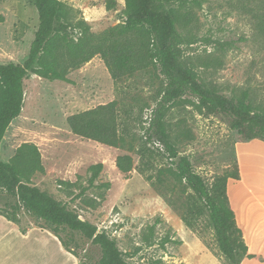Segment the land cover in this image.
Returning <instances> with one entry per match:
<instances>
[{"label": "rangeland", "instance_id": "1", "mask_svg": "<svg viewBox=\"0 0 264 264\" xmlns=\"http://www.w3.org/2000/svg\"><path fill=\"white\" fill-rule=\"evenodd\" d=\"M61 1L69 8L71 23L61 33L72 42L82 36V29L75 26L80 19L100 34L128 17L126 0H116L113 8L106 0ZM154 4L178 8L179 0ZM193 10L197 25L195 21L191 28L178 27L179 35L171 40L181 64L228 97L248 89L250 101L264 110V0H206ZM39 23L35 0H0V61L22 63ZM166 84L156 64L116 80L99 55L79 67H68L66 80L30 73L22 112L5 133L0 159L12 160L24 143L37 145L44 171L32 175L30 183L114 238L131 264H229L205 204L177 178L173 159L152 137V118ZM111 102H115L114 116L105 119L125 137L122 146L71 130L70 116ZM165 122L179 155L190 159L209 186L217 177L228 176L231 198L248 197L247 204L264 205V184L258 180L264 140L246 141L232 127L231 116L208 113L190 91L168 109ZM124 154L133 158L129 172L116 164ZM97 163L104 168L94 176L90 167ZM107 182L109 187L104 186ZM234 207L244 214L249 228L261 233L260 249L241 264H264L263 232L252 225L251 212L240 204ZM16 217L22 229L42 223L24 210ZM86 253L89 264L100 256L97 247L89 246Z\"/></svg>", "mask_w": 264, "mask_h": 264}, {"label": "trees", "instance_id": "2", "mask_svg": "<svg viewBox=\"0 0 264 264\" xmlns=\"http://www.w3.org/2000/svg\"><path fill=\"white\" fill-rule=\"evenodd\" d=\"M205 1L179 0L178 8L161 9L155 6V0H126L128 17L125 22L94 34L87 21L80 19L74 25L82 29V36L72 42L61 33L71 24L68 6L61 0H35L40 23L27 58L22 63L0 61V155L9 125L22 112L25 80L30 73L66 80L68 67H79L96 55L104 60L116 80L132 76L151 64L159 65L167 84L152 118V137L173 159L177 178L205 204L220 250L229 264H241L243 258L254 255L249 252L227 193L228 176L217 177L209 186L193 168L190 159L179 155L165 122L168 109L186 91H190L196 95L199 106L208 113L222 112L231 116L232 127L246 141L264 140V110L250 101V91L243 90L236 97L215 91L200 82L191 68L181 64L178 52L171 44V40L179 35L178 27L191 28L195 21L197 25V12L195 14L193 8L202 7ZM115 4L116 0H106L108 8ZM114 112L115 102L101 104L70 116L68 123L75 134L120 147L126 142L125 137L105 119L108 115L113 117ZM116 164L121 171L129 172L133 168V158L128 154L119 155ZM90 168L97 176L104 164H93ZM43 171L41 153L33 143H24L10 161L0 159V197L5 198L4 208L0 204V215L18 223L16 216L22 210L27 211L42 222L37 226L56 235L81 264H89L86 255L89 246L97 247L100 252L93 264H131L124 258L114 238L98 231L96 225L79 218L60 200L30 183L32 175ZM230 176L237 178L238 174ZM158 181L162 182L161 178ZM104 186L109 187L110 183H104ZM6 209L12 212L7 213ZM183 219L188 223L186 215Z\"/></svg>", "mask_w": 264, "mask_h": 264}, {"label": "crops", "instance_id": "3", "mask_svg": "<svg viewBox=\"0 0 264 264\" xmlns=\"http://www.w3.org/2000/svg\"><path fill=\"white\" fill-rule=\"evenodd\" d=\"M246 199L249 200L248 197ZM248 200H234L230 196L233 208L234 204H240L251 212L252 225L258 226L264 237V205H250L246 203ZM235 214L238 223L236 211ZM257 251L249 249L250 253ZM0 264H80V260L66 250L59 238L49 230L36 225L22 229L0 215Z\"/></svg>", "mask_w": 264, "mask_h": 264}, {"label": "bare ground", "instance_id": "4", "mask_svg": "<svg viewBox=\"0 0 264 264\" xmlns=\"http://www.w3.org/2000/svg\"><path fill=\"white\" fill-rule=\"evenodd\" d=\"M260 168H262V170L260 169V172H258V180L264 184V165H261ZM234 209L237 212L239 226L241 227L242 225L241 228L244 230V237L246 239V243L249 246V249H252L254 251L259 250V240L261 233L258 230L249 228L247 219H245L244 214L236 207H234Z\"/></svg>", "mask_w": 264, "mask_h": 264}]
</instances>
